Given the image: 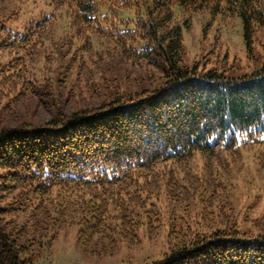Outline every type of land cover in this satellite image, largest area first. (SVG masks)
<instances>
[{"label": "trees", "instance_id": "1", "mask_svg": "<svg viewBox=\"0 0 264 264\" xmlns=\"http://www.w3.org/2000/svg\"><path fill=\"white\" fill-rule=\"evenodd\" d=\"M78 1L71 12L89 34L111 36L125 54L159 68L163 80L116 93L97 108L57 113L43 125L0 126V264H33L38 251L32 248L57 220L80 223L85 250L95 238L113 241V220L129 237L136 216L130 206L140 199L130 188L139 190V169L195 152L264 146V65L237 77L189 65L183 26L174 21L176 5L190 16L205 10L213 18L238 16L251 49L255 26L264 27V0ZM29 32L0 22V52L24 49ZM15 191L16 200L5 204ZM54 196L59 202L51 213L45 204ZM114 204L118 213L111 211ZM10 214L26 215L25 222ZM154 264H264V234L236 226L196 231Z\"/></svg>", "mask_w": 264, "mask_h": 264}, {"label": "rangeland", "instance_id": "2", "mask_svg": "<svg viewBox=\"0 0 264 264\" xmlns=\"http://www.w3.org/2000/svg\"><path fill=\"white\" fill-rule=\"evenodd\" d=\"M71 1L0 0L1 23L20 33L31 30L28 36L33 31L24 49L0 52V126L43 125L57 113L97 108L116 93L153 88L163 80L159 68L125 54L111 36L89 34L71 12L79 1ZM174 10V21L183 26L187 64L235 77L264 65L263 26H255L249 49L240 17L213 18L208 10L190 16L179 5ZM135 180L139 190L130 189L140 199L130 206L136 216L129 237L121 233V221L113 220V241L95 238L85 250L79 241L80 223L61 226L57 220L45 230L41 245L32 248L38 251L33 264H154L196 231L236 226L252 235L264 234L262 145L158 161L139 169ZM18 193L7 194L4 203H13ZM55 198L45 204L51 213L59 202ZM111 211L118 213V205ZM8 218L22 223L26 215Z\"/></svg>", "mask_w": 264, "mask_h": 264}]
</instances>
